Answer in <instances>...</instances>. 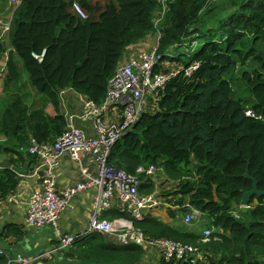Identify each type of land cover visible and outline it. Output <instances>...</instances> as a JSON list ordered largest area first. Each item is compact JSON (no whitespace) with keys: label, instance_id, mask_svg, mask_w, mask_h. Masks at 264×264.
<instances>
[{"label":"trees","instance_id":"1","mask_svg":"<svg viewBox=\"0 0 264 264\" xmlns=\"http://www.w3.org/2000/svg\"><path fill=\"white\" fill-rule=\"evenodd\" d=\"M75 1L86 18L73 11ZM159 10L157 0H18L0 102L5 144L0 152L15 155L16 161L36 160L19 149L29 138L52 144L65 130L60 91L70 88L100 103L125 50L158 29L159 53L185 45L189 50L172 59L179 66L199 67L190 78L177 76L157 91L154 110L115 143L109 160L129 172L138 166L161 168L164 183L175 182L165 200L180 207L168 209L170 217L196 209L213 232L201 242L198 226L186 230L150 215L134 225L153 238L197 245L204 257L200 264H264V195L253 196L249 207L239 205L242 191L252 188L244 177L247 169L264 191V0H168L156 28ZM43 50L39 61L34 54ZM3 52L0 42V56ZM23 69L42 107L30 109L16 91L27 82ZM47 102L54 115L45 112ZM246 110L260 118L247 116ZM17 184L15 172L0 170V201ZM153 185L140 190L149 193ZM9 232L17 238L23 234L13 225L5 227ZM72 246L80 264H142V247L111 245L104 234L90 233ZM0 264H7L1 253Z\"/></svg>","mask_w":264,"mask_h":264},{"label":"built area","instance_id":"2","mask_svg":"<svg viewBox=\"0 0 264 264\" xmlns=\"http://www.w3.org/2000/svg\"><path fill=\"white\" fill-rule=\"evenodd\" d=\"M157 1L160 10L154 20L156 28L166 14L168 0ZM17 2L18 0L9 1ZM72 9L80 18H86V12L78 2H73ZM9 29L10 23H0V32H8ZM159 37L160 32L157 29L153 48L140 50L118 65L107 82V90L100 103L84 96L80 116H65L67 126L52 144L29 138L28 145L20 148L36 158L37 167L33 174L39 177V185L27 201L25 221L29 227H56L61 214L72 207L73 199L90 187L95 190L92 195L93 213L85 231L59 234L56 238L57 244L51 250L32 258L18 254L14 258L9 257L7 264H32L36 259L51 258L55 252L71 247L90 233L110 235L116 245L130 244L148 248L147 250L152 249L159 261L183 260L185 264H200L203 261L204 257L197 245L167 238H153L134 225V221L142 220L146 215L151 216L155 209L170 208L171 203L165 200V197L169 198V189H163L154 179L155 172L162 169L149 165L138 166L133 172H129L113 166L109 160L115 143L133 128L144 113L154 110L152 105L157 91L177 76L190 78L199 67L197 63L183 67L174 62L172 58L176 55L173 56L168 51L180 45L171 46L167 52L159 53ZM43 55L44 50L41 55L34 54V57L41 61ZM245 114L260 118L251 110H246ZM76 119H80L84 124L89 123L90 126L75 125ZM63 155H68L78 163L79 174L78 180L60 190L56 185V175ZM87 155L95 162L93 173L83 166V158ZM150 182L154 183L152 191L144 193L140 190L142 185ZM114 201L123 204L120 211L129 217H103L105 212L112 209ZM175 207L174 210L180 208ZM176 216L172 218V224L180 223L186 230L192 229L193 225L202 219V214L192 208L185 213L178 212ZM200 230L199 241H209L213 230L207 226Z\"/></svg>","mask_w":264,"mask_h":264},{"label":"crops","instance_id":"3","mask_svg":"<svg viewBox=\"0 0 264 264\" xmlns=\"http://www.w3.org/2000/svg\"><path fill=\"white\" fill-rule=\"evenodd\" d=\"M152 37V36H150ZM150 38H146L143 41L137 43L136 48H146L149 49L154 46L152 44L149 48ZM0 42L5 47V52L0 56V102L1 98L4 96V86H5V64L12 52L11 45L9 43V32H0ZM134 54V51H130L125 55L122 63ZM14 58L15 55H13ZM60 113L65 117L69 114L80 116L82 112V100L84 96L79 95L72 89H64L60 91ZM44 103V102H43ZM26 104L30 109L38 108L34 105ZM44 107L46 113L49 115H54L52 113L53 109H50L52 105L47 102ZM53 108V107H52ZM51 111V113H49ZM75 125L90 126L89 123H83L80 119H76ZM3 138V137H2ZM1 149H3L4 145ZM0 149V150H1ZM21 153L27 154L19 149ZM13 157L6 152H0V170L8 168L17 174L18 184L15 190L4 200L0 201V250L2 255L7 259L14 258L16 255L21 254L27 258H32L39 256L42 252L49 251L56 246L57 236L68 234V233H79L86 230L87 222L93 213L92 195L95 190L93 187L80 192L74 199L72 207L66 209L60 216L57 222V226H45L42 227L45 230L36 235L28 236V232L31 230L42 229V228H31L26 224V208L27 201L33 191L37 189L39 185V177L34 176V170L37 167V161L30 159H18ZM36 159V158H35ZM16 161V162H15ZM83 166L89 172L93 173L95 171V162L93 158L89 155L83 158ZM79 168L78 163L69 158L68 155H63L60 160V165L57 168L56 175V185L58 189L65 188L68 184L78 180ZM165 180V178H164ZM167 184H163V189L172 190L175 182L168 181ZM120 207L123 204L119 201H114L112 209L106 212V216L109 219L116 218L119 216L129 217L126 214L121 213ZM175 205L171 202L170 208H158L151 212V217L157 220L172 225L173 219L168 214V209L174 210ZM201 220V219H200ZM196 225L197 222L195 223ZM15 226L16 230H20L23 234L21 238H17L15 234L9 232L4 233V229L7 226ZM205 226V225H203ZM107 236V241L109 244H115L113 238L110 235ZM130 245V244H129ZM126 245V246H129ZM121 246V245H120ZM74 246L66 248L62 251L55 252L51 258L48 259H36L32 264H80L78 257L73 253ZM148 249V248H147ZM143 248V257L145 255L146 259L142 260V264H159L157 254L154 250H147ZM142 257V258H143Z\"/></svg>","mask_w":264,"mask_h":264},{"label":"rangeland","instance_id":"4","mask_svg":"<svg viewBox=\"0 0 264 264\" xmlns=\"http://www.w3.org/2000/svg\"><path fill=\"white\" fill-rule=\"evenodd\" d=\"M97 1H99V3H101V4H104L107 0H97ZM15 6H16V3L10 4V3L7 2V0H0V23H10L12 21V17H13V12H14ZM148 38H150L147 41V42H149V45H148V48H149L152 44H154L156 42V35H153L152 37L148 36ZM137 46H139V45L135 44L133 46L128 47L125 50L124 54L126 55L130 51L131 52L134 51V54H135L136 52H138L140 50H147L146 48H136ZM199 46H200V44L196 45L194 47V50H196ZM153 47H151V48H153ZM151 48H149V49H151ZM186 50H189V47H186L185 45H180L178 47H175V48L171 49L168 52L171 55L175 56V55H177L179 53H184ZM174 62L176 63V61H174ZM20 73H21V76L23 78H25L26 79L25 81H27V82L23 86H21L18 89H16V91L18 93H20L21 96H23L24 101L27 102L28 104L34 105L36 107H42L43 104H42V102L38 98L39 97V94L36 93V91L34 90V88L32 87V85L29 83L27 74L24 71V69H23V71H20ZM235 87H237V89H239L240 86L238 87L236 85ZM4 96H5V94H4ZM44 108H45V110L47 109L46 107H44ZM50 109H53V108L50 107ZM49 113H51V111ZM52 113L54 114V109L52 110ZM3 142H4V139L2 137H0V145H5ZM154 176H155L154 179L156 180V183L157 184L164 183V178L165 177H164V175H163V173H162L161 170L155 172ZM168 181H171V180L169 179ZM164 184L166 185L167 183L165 182ZM105 213H104V216L103 217L106 218V219H109L106 216ZM204 221H205V219L202 217V219L197 222L198 225L194 224L193 225V228H196L197 226H198L199 229L200 228H203L204 226L202 224L204 223ZM48 227H51V226H48ZM42 230H45V229L42 228V229L31 230V231L28 232V236H30V235L36 236V235H38L40 233V231L41 232H44ZM144 259H146L145 255L142 258V260H144Z\"/></svg>","mask_w":264,"mask_h":264},{"label":"water","instance_id":"5","mask_svg":"<svg viewBox=\"0 0 264 264\" xmlns=\"http://www.w3.org/2000/svg\"><path fill=\"white\" fill-rule=\"evenodd\" d=\"M244 177L252 182V188L247 191H242L239 205L240 207H249L251 198L253 196L259 197L264 195V191H261L257 188V180L249 174L248 169L245 171Z\"/></svg>","mask_w":264,"mask_h":264},{"label":"clouds","instance_id":"6","mask_svg":"<svg viewBox=\"0 0 264 264\" xmlns=\"http://www.w3.org/2000/svg\"><path fill=\"white\" fill-rule=\"evenodd\" d=\"M10 27H11V22H10ZM10 30V29H9ZM9 32V31H8ZM172 226H174V224H172ZM100 234H102V233H100ZM105 236H106V234H104Z\"/></svg>","mask_w":264,"mask_h":264}]
</instances>
